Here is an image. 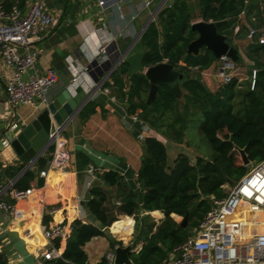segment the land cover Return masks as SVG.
Masks as SVG:
<instances>
[{
    "label": "trees",
    "instance_id": "16d2710c",
    "mask_svg": "<svg viewBox=\"0 0 264 264\" xmlns=\"http://www.w3.org/2000/svg\"><path fill=\"white\" fill-rule=\"evenodd\" d=\"M2 1L7 9L14 4L23 9L27 0ZM261 2L264 0H249L248 4L246 0H175L159 12L142 35L141 64L143 68L150 67L167 59L185 74L194 73V77L181 82L182 96L177 97L169 86L160 85L156 99L148 104L144 98L150 90V81L143 71L129 74V62H122L113 71L112 80L105 81L103 87L113 89L125 103L128 114H137L144 124L177 142L184 141L189 125L201 117V129L213 154L207 158L198 156L192 161L186 153H179L169 166L165 143L154 136L146 137L148 153L143 156L138 172L139 191L124 183L119 172H104L102 178L107 185L125 188L120 205L111 202L109 192L103 187H92L87 206L100 224L73 220L65 246L60 239L54 241L57 247L63 248L62 256L45 260V264H91L84 249L86 243L96 236H109L113 249L123 245L108 227L112 233L128 240L135 223L132 216L136 219L132 248L140 242L144 245L139 251L130 252L131 259L135 264H159L190 234L188 226L197 227L211 206L210 196L224 197L225 186H234L248 171L249 166L244 164L239 149L243 148L252 162L264 157V43L256 36L246 48V56L256 68L254 84L252 79L241 84L233 77L216 91L204 85L202 79V72L216 62L214 53L206 47L197 55L187 52L189 43L198 36L192 30L197 17L206 21L227 19L228 23L220 27L219 32L227 34L230 43H236L247 38L249 23L255 27L264 26ZM244 10L246 17L242 20L239 16ZM253 15L256 22L251 19ZM126 76L131 81L128 89ZM97 104V100L87 102L80 112L81 117L86 119L92 115ZM86 163L89 165L90 160ZM38 165L41 171L48 162L40 157ZM31 176L33 172L28 171L17 180L16 186L26 188ZM142 207L144 211H163L165 219L157 224L152 215L142 214ZM115 210L131 216L118 219ZM187 212L189 224L183 228L181 224ZM154 214L161 217L159 211ZM176 216L180 217L176 219ZM62 218V212L56 215L57 220ZM180 218L183 219L180 221ZM50 220L51 216L45 217L46 224ZM98 264H110V261L105 255Z\"/></svg>",
    "mask_w": 264,
    "mask_h": 264
},
{
    "label": "crops",
    "instance_id": "0c3cea01",
    "mask_svg": "<svg viewBox=\"0 0 264 264\" xmlns=\"http://www.w3.org/2000/svg\"><path fill=\"white\" fill-rule=\"evenodd\" d=\"M27 1L23 9H26ZM42 1L46 10L54 12L57 17L56 23L44 30L33 42V48L38 52V71L44 74L52 69L56 74V83L50 89L51 100L68 87L79 104H83L89 97L87 102L97 100L98 104L96 111L85 119L80 112L86 103L65 124L63 135L67 140L69 165L64 170L51 172L47 178L40 175V169L38 173L31 168L24 170L25 163L12 144L3 148L0 156V184L5 189L8 190L13 182L16 186L17 180L28 171L33 172V176L26 181V188H33V193L30 197L16 202L17 214L13 216L0 210V262L4 261V264H45L40 248L46 246L43 229L51 224L62 220L72 223L73 220L80 219L85 223L99 225V220L87 206L92 196L91 188L100 186L106 189L111 196V202L117 206L120 205L125 191L124 187L107 185L102 178L104 172H119L124 177V183L139 191L137 177L144 156L142 144L146 137L154 136L165 143L169 162L173 163L179 153H186L192 161L203 156L189 146L186 136L183 142H177L153 128L145 130L143 126L140 127L132 117L134 114L127 113L125 103L117 97L113 89L103 87L105 81L112 80L110 72L122 62L130 63L129 74L135 71L144 72L148 68H143L141 64L144 51L142 31L150 17L160 10L166 0H107L105 5H101L100 0ZM260 6L264 9L263 2ZM239 17L244 20L246 16L241 13ZM199 20L202 18L197 17L194 22ZM247 39L250 38L247 36ZM236 43L239 44V41ZM101 45L106 48L103 60L97 58ZM239 54L243 60L240 44ZM133 57L137 60L135 67L131 62ZM237 63L239 62H236L233 76L241 84L250 79L253 82L251 74L238 72ZM72 64L79 71L86 70L76 81ZM221 65V61L215 62L202 72L205 85L212 91L218 90L224 84L219 75ZM11 76L12 69L0 55V138H13L19 126L28 123L43 108L11 102L7 94V83ZM127 78L129 77L126 76ZM41 157L48 162L50 151L47 150ZM87 159L90 160L89 165L94 164L96 167L95 177L87 173ZM38 160L33 166L39 167ZM4 197L14 202L8 192ZM52 207L57 209L54 216L48 214ZM59 211L63 216L61 220L56 219ZM156 211L161 213V217L154 214ZM115 213L118 219L131 216L117 210ZM142 214L152 215L157 224L165 219L161 210L144 211ZM48 215L51 220L46 224L45 217ZM132 217L136 223L135 217ZM179 217L176 216V219ZM32 219H38V227L31 223ZM110 239L109 236H96L86 243L84 249L91 264H98L103 256L112 251ZM143 245L144 242H140L133 251H139Z\"/></svg>",
    "mask_w": 264,
    "mask_h": 264
},
{
    "label": "built area",
    "instance_id": "2783aa9c",
    "mask_svg": "<svg viewBox=\"0 0 264 264\" xmlns=\"http://www.w3.org/2000/svg\"><path fill=\"white\" fill-rule=\"evenodd\" d=\"M99 3L105 5L107 0H100ZM242 14L246 16V11ZM251 19L256 22L257 18L253 15ZM56 21V15L46 10L42 0H28L26 9L18 4L7 9L0 0V55L12 69V76L7 83V94L11 102L35 107H45L51 102L50 89L56 83V74L52 69L44 74L38 71V52L33 48V42ZM247 36L251 40L258 36V41L264 43V26L255 27L249 23ZM105 54L106 48L101 45L97 58L103 60ZM221 62L219 75L223 83H228L234 77L236 62L227 56H223ZM71 68L74 81L86 71L77 70L73 64ZM253 75L252 84L255 82L256 70ZM132 117L145 130L150 129L137 114ZM64 128V124L54 121L50 129L48 150L51 149V157L47 167L40 171L44 178L69 165ZM11 141L12 137L0 138V156L3 148L9 146ZM248 166V171L224 197L210 196L211 206L197 227L159 264H264V157L259 161H251ZM95 171V165L90 164L87 173L95 177ZM14 184L8 190L0 184V210L13 216L17 214L16 202L33 193V188H20ZM7 192L14 202L5 199ZM56 211L52 207L48 214L54 216ZM70 232L71 223L64 220L44 228L46 246L40 248L41 257L44 260L61 257L63 248L57 247L54 241L60 239L64 244ZM107 257L110 264H113L114 250Z\"/></svg>",
    "mask_w": 264,
    "mask_h": 264
},
{
    "label": "water",
    "instance_id": "95a60500",
    "mask_svg": "<svg viewBox=\"0 0 264 264\" xmlns=\"http://www.w3.org/2000/svg\"><path fill=\"white\" fill-rule=\"evenodd\" d=\"M175 0H166L160 10L155 12L148 20L142 34L146 28L154 21L160 11L166 9ZM228 20H209L204 19L193 22L192 30L198 33V36L189 43L187 52L199 54L203 47L210 49L215 57L216 62L220 63L223 56L229 57L232 61L238 62L240 59L239 44L230 43L228 35L219 32V28L227 24ZM115 68L110 72L113 73ZM146 77L150 81V90L144 100L151 104L157 97L159 86L167 85L176 94L177 97L182 96L181 82L190 77H194V73L185 74L176 69L169 62H161L148 67L144 71ZM130 78L126 79L127 88L130 87ZM205 85V83H204ZM79 104L72 96L68 87L59 93L51 102L43 107L39 112L31 118L28 123L19 126L15 135L12 138L11 144L19 154L20 159L25 163L24 170L31 168L35 173L39 172L38 166L33 164L49 149V133L54 121L60 124H66L75 116L82 107L87 103ZM143 155H147L148 147L146 143L142 144ZM245 165H249L251 160L243 148L239 149ZM172 162H169V166ZM143 209V207H142ZM144 210V209H143ZM189 224V213L187 212L183 221L182 227L185 228ZM133 243L128 245H117L114 249L113 264H135L130 257V252L133 251Z\"/></svg>",
    "mask_w": 264,
    "mask_h": 264
},
{
    "label": "rangeland",
    "instance_id": "374dc122",
    "mask_svg": "<svg viewBox=\"0 0 264 264\" xmlns=\"http://www.w3.org/2000/svg\"><path fill=\"white\" fill-rule=\"evenodd\" d=\"M54 14V12H52ZM239 29V27H238ZM239 44H240V48L242 50L243 53V60H241L239 63H237L238 66V72L241 74H245V73H249L251 74V72H253L251 74V78L254 77V70H255V66H254V62L252 60H250L247 56H246V48H247V44L250 42V39H240L238 40ZM252 61V62H251ZM133 66L135 67L137 65V60L136 58H132L131 60ZM247 75V74H246ZM253 75V76H252ZM201 117L199 119H196L195 121H193L188 129L186 130V137L189 140V146L192 147L193 149H195V151H197L198 153L202 154L203 156H205L206 158L211 156L213 154V149L211 144L208 142V140L206 139L202 129H201ZM251 164V162H250ZM232 186L230 185H226V191L230 190ZM183 218H180L179 220L181 221ZM188 231L189 233L193 232V227L190 225L188 226ZM110 231V230H109ZM111 233V231H110ZM113 236H115V238H117L118 240H122L123 241V245H128L132 243V236L128 239V240H124L122 238H120L119 236H117L114 233ZM113 251V249H112Z\"/></svg>",
    "mask_w": 264,
    "mask_h": 264
},
{
    "label": "bare ground",
    "instance_id": "6f19581e",
    "mask_svg": "<svg viewBox=\"0 0 264 264\" xmlns=\"http://www.w3.org/2000/svg\"><path fill=\"white\" fill-rule=\"evenodd\" d=\"M60 212H61V211H59L57 214H59ZM31 223L35 224V225H36V227H38V226H39L38 219H32V220H31Z\"/></svg>",
    "mask_w": 264,
    "mask_h": 264
},
{
    "label": "clouds",
    "instance_id": "9594fccd",
    "mask_svg": "<svg viewBox=\"0 0 264 264\" xmlns=\"http://www.w3.org/2000/svg\"><path fill=\"white\" fill-rule=\"evenodd\" d=\"M94 35V34H93Z\"/></svg>",
    "mask_w": 264,
    "mask_h": 264
}]
</instances>
